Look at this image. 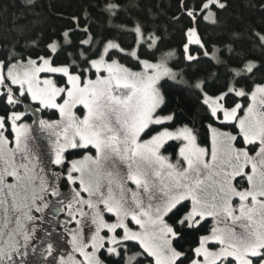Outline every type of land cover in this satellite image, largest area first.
Wrapping results in <instances>:
<instances>
[{
    "label": "snow or ice",
    "instance_id": "snow-or-ice-1",
    "mask_svg": "<svg viewBox=\"0 0 264 264\" xmlns=\"http://www.w3.org/2000/svg\"><path fill=\"white\" fill-rule=\"evenodd\" d=\"M244 7L82 0L0 39V264H264V0Z\"/></svg>",
    "mask_w": 264,
    "mask_h": 264
},
{
    "label": "trees",
    "instance_id": "trees-1",
    "mask_svg": "<svg viewBox=\"0 0 264 264\" xmlns=\"http://www.w3.org/2000/svg\"><path fill=\"white\" fill-rule=\"evenodd\" d=\"M82 0H35V6H24L23 0H0V8L6 7L7 11H0V39L10 38L15 35V27L59 26L57 14L65 15L78 11ZM165 5L169 0H161ZM258 4L259 0H233V15H242L248 20H260L257 8H245L246 3Z\"/></svg>",
    "mask_w": 264,
    "mask_h": 264
}]
</instances>
